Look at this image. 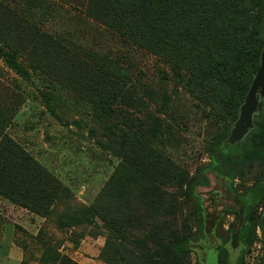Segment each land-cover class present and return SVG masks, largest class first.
Returning a JSON list of instances; mask_svg holds the SVG:
<instances>
[{
  "label": "rangeland",
  "instance_id": "1",
  "mask_svg": "<svg viewBox=\"0 0 264 264\" xmlns=\"http://www.w3.org/2000/svg\"><path fill=\"white\" fill-rule=\"evenodd\" d=\"M240 15L235 25L249 17ZM0 47L29 71L25 79L0 57V142L12 139L68 188L46 215L0 193V264L64 254L116 264L129 248L157 259L185 225L193 241L184 264L261 260L260 230L249 243L242 228L263 208L264 161L231 170L211 149L232 122L233 87L216 69L205 76L181 65L178 75L87 17L80 0H0ZM223 55L233 74L235 59ZM122 195L129 214L118 211Z\"/></svg>",
  "mask_w": 264,
  "mask_h": 264
},
{
  "label": "trees",
  "instance_id": "2",
  "mask_svg": "<svg viewBox=\"0 0 264 264\" xmlns=\"http://www.w3.org/2000/svg\"><path fill=\"white\" fill-rule=\"evenodd\" d=\"M249 3L251 10L244 12L240 10L243 0H80L87 17L171 61L178 75L181 65L202 71L205 76L214 68L215 75L232 84V122L211 148L221 160L231 164V170L248 159L264 161V98H260L254 127L240 142L228 141L264 50V0H249ZM242 13H249V17L243 24L235 25L234 21H238ZM224 51L235 59L233 74L225 71L227 61L216 56L225 58ZM214 55L217 60L204 70V61ZM0 57L20 76L29 79V71L14 52L0 47ZM0 193L35 213L46 215L56 204L55 200L67 196L68 188L17 143L5 137L0 142ZM126 200L122 195L118 211L129 214L131 199L129 203ZM108 218L113 223L121 216ZM257 229L264 243V204L260 211L245 216L242 237L252 243L258 236ZM192 241L191 228L185 225L180 234L165 237L162 247L168 253H154L158 256L154 259L150 251L129 248L120 252L116 264H184L191 253ZM55 258L52 264H80L66 254ZM252 264H264V254Z\"/></svg>",
  "mask_w": 264,
  "mask_h": 264
},
{
  "label": "water",
  "instance_id": "3",
  "mask_svg": "<svg viewBox=\"0 0 264 264\" xmlns=\"http://www.w3.org/2000/svg\"><path fill=\"white\" fill-rule=\"evenodd\" d=\"M260 98H264V50L262 52L260 67L253 79L250 90L241 106L239 117L228 138L230 143L240 142L254 127V118L259 110Z\"/></svg>",
  "mask_w": 264,
  "mask_h": 264
}]
</instances>
